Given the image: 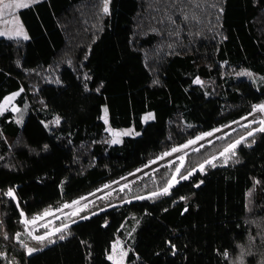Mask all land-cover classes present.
Masks as SVG:
<instances>
[{
  "label": "trees",
  "instance_id": "1",
  "mask_svg": "<svg viewBox=\"0 0 264 264\" xmlns=\"http://www.w3.org/2000/svg\"><path fill=\"white\" fill-rule=\"evenodd\" d=\"M20 17L29 39L0 38V105L18 92L25 110L21 123L0 112V264H113L117 238L127 264H264L260 123L53 234L26 226L263 105L264 0H41ZM103 107L111 128L137 135L112 144Z\"/></svg>",
  "mask_w": 264,
  "mask_h": 264
},
{
  "label": "rangeland",
  "instance_id": "2",
  "mask_svg": "<svg viewBox=\"0 0 264 264\" xmlns=\"http://www.w3.org/2000/svg\"><path fill=\"white\" fill-rule=\"evenodd\" d=\"M41 0H0V38H13V39H23L28 40L29 35L25 29V26L20 17V11L24 8H27L35 3L40 2ZM24 5L26 4L27 7H15V5ZM6 5H13L12 7H6ZM27 36V39H25ZM18 96L17 93H13L8 95L2 104L0 105V112L4 113L6 111H12L16 114V118L18 123L22 122L23 116L25 114V110L22 107H19L15 104V99ZM261 106H264L261 105ZM261 106L254 110L246 119L239 121L233 125H230L226 128H222L215 132L207 133L198 136L197 138L189 141L185 146L174 149L162 156L158 159L151 162L147 167L138 170L131 174L130 176L126 177L125 179L107 186L96 193L87 196L80 201L67 205L60 210H51L47 211L43 217L34 222L33 224H27L28 232L33 235V231L37 228H45L50 234L56 232L57 225L55 223L56 220L62 219V222H70L77 218L78 214L84 210L88 205H90L93 201L100 197L107 196L115 191V189H123L125 187L130 186L134 181L140 179L143 176H146L156 169L172 163L173 161L180 159L183 160L186 153L196 150L202 147L205 144H208L215 139L226 135L227 133L233 131L234 129L244 126L250 123H260L261 129L264 128V110H261ZM152 117V114H146L143 117V122L146 123ZM103 121L106 124V131L110 138V142L112 144H120L125 137L128 136H135L137 133L135 132L134 128H124V129H114L108 125V113L107 107H103ZM250 133L247 137L251 136ZM234 145L229 147L227 150L233 148ZM216 154L213 158L219 156ZM13 198L14 195L11 193L9 195ZM131 232L128 231L127 238H130ZM128 240L117 238L111 245V249L107 255L108 259L113 264H127V256L130 251V246L127 242Z\"/></svg>",
  "mask_w": 264,
  "mask_h": 264
},
{
  "label": "snow or ice",
  "instance_id": "3",
  "mask_svg": "<svg viewBox=\"0 0 264 264\" xmlns=\"http://www.w3.org/2000/svg\"><path fill=\"white\" fill-rule=\"evenodd\" d=\"M13 5H6V7H12ZM21 6H23V7H27V5L26 4H24V5H19V4H17V5H15V7H21ZM105 11H107V8H105ZM25 39H27V36H25ZM198 83H199V81H197ZM261 110H264V106H261ZM234 147V146H233ZM165 191H167V189H165ZM9 195H11V193H9Z\"/></svg>",
  "mask_w": 264,
  "mask_h": 264
},
{
  "label": "built area",
  "instance_id": "4",
  "mask_svg": "<svg viewBox=\"0 0 264 264\" xmlns=\"http://www.w3.org/2000/svg\"><path fill=\"white\" fill-rule=\"evenodd\" d=\"M213 159H214V158L210 159V161H209V162H210V163H212ZM23 217H25V216L23 215Z\"/></svg>",
  "mask_w": 264,
  "mask_h": 264
},
{
  "label": "water",
  "instance_id": "5",
  "mask_svg": "<svg viewBox=\"0 0 264 264\" xmlns=\"http://www.w3.org/2000/svg\"><path fill=\"white\" fill-rule=\"evenodd\" d=\"M13 194V193H12ZM25 219V217H23Z\"/></svg>",
  "mask_w": 264,
  "mask_h": 264
}]
</instances>
